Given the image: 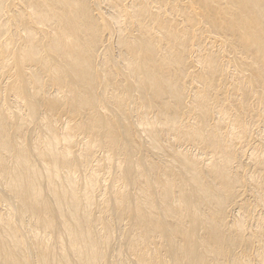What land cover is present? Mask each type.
Returning a JSON list of instances; mask_svg holds the SVG:
<instances>
[{
    "label": "bare ground",
    "instance_id": "bare-ground-1",
    "mask_svg": "<svg viewBox=\"0 0 264 264\" xmlns=\"http://www.w3.org/2000/svg\"><path fill=\"white\" fill-rule=\"evenodd\" d=\"M0 264H264V0H0Z\"/></svg>",
    "mask_w": 264,
    "mask_h": 264
}]
</instances>
